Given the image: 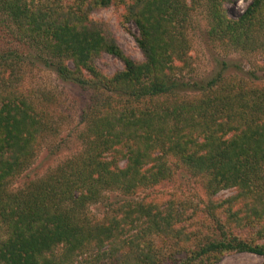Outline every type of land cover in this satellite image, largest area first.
I'll return each mask as SVG.
<instances>
[{"label": "trees", "instance_id": "obj_1", "mask_svg": "<svg viewBox=\"0 0 264 264\" xmlns=\"http://www.w3.org/2000/svg\"><path fill=\"white\" fill-rule=\"evenodd\" d=\"M193 1L0 0V24L15 40L90 90L81 151L12 190L55 128L29 89L0 81V264H215L232 252L264 260V89L176 74ZM229 2L207 0L211 35L254 48L264 38V0L236 19ZM115 3L136 25L141 61L91 18ZM104 53L122 70L107 76L98 68ZM7 61L0 54V74ZM178 169L203 187V229H192L196 219L183 204L132 197ZM224 189L235 192L215 198ZM114 193L124 199L93 217L90 207Z\"/></svg>", "mask_w": 264, "mask_h": 264}, {"label": "rangeland", "instance_id": "obj_2", "mask_svg": "<svg viewBox=\"0 0 264 264\" xmlns=\"http://www.w3.org/2000/svg\"><path fill=\"white\" fill-rule=\"evenodd\" d=\"M252 0H231L225 3L227 15L236 19ZM207 0H194L190 4L186 21L187 50L183 60L177 61V75L195 81L208 80L217 75L224 78L239 79L254 83L253 86L264 89V38L248 50H238L221 39H215L210 33V19ZM124 8L115 3L100 8L91 14V18L107 24L119 46L133 60L141 61L143 56L137 47L135 36L137 28L133 22H126ZM11 30L0 24V54H7L8 61L1 65L0 81H12L18 87L29 89L38 102L47 108L54 130L39 146L33 163L23 171L10 185L17 190L30 180L42 177L65 159L82 149L81 132L84 129L83 111L86 109L90 90L63 80L52 66L45 63L37 52L26 49L17 42ZM12 52L13 55H9ZM96 66L107 76L122 70V63L112 55L102 54L96 59ZM235 191L224 189L217 192L215 198H225ZM144 202L164 206L168 202L179 203L196 220L192 229L202 228L206 224L202 214L206 198L202 185L183 170H176L175 176L168 182L156 187L141 190L132 196ZM124 199L118 193L109 194L103 201L93 204L90 213L100 217L110 205ZM207 226V224H206ZM161 247L167 250V243ZM215 264H264L261 256L251 253L232 252L224 254Z\"/></svg>", "mask_w": 264, "mask_h": 264}]
</instances>
